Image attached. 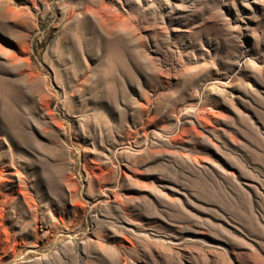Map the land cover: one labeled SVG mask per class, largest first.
<instances>
[{"label": "rangeland", "instance_id": "rangeland-1", "mask_svg": "<svg viewBox=\"0 0 264 264\" xmlns=\"http://www.w3.org/2000/svg\"><path fill=\"white\" fill-rule=\"evenodd\" d=\"M0 264H264V0H0Z\"/></svg>", "mask_w": 264, "mask_h": 264}]
</instances>
